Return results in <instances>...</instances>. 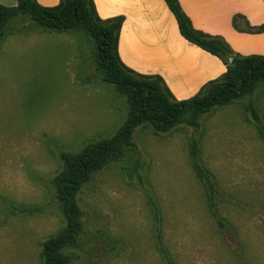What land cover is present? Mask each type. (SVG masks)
Segmentation results:
<instances>
[{"label":"rangeland","instance_id":"1","mask_svg":"<svg viewBox=\"0 0 264 264\" xmlns=\"http://www.w3.org/2000/svg\"><path fill=\"white\" fill-rule=\"evenodd\" d=\"M91 51L85 34L43 31L23 14L0 40V264H45L43 243L65 228L55 185L61 154L114 137L127 119V97L101 79ZM250 100L264 122L261 83L201 115L198 128L191 109L167 134L138 127L124 158L80 191L82 232L65 249L71 264H264V138ZM193 138L226 230L192 169Z\"/></svg>","mask_w":264,"mask_h":264},{"label":"trees","instance_id":"2","mask_svg":"<svg viewBox=\"0 0 264 264\" xmlns=\"http://www.w3.org/2000/svg\"><path fill=\"white\" fill-rule=\"evenodd\" d=\"M164 1L173 13L182 37L218 57L227 67L220 79L210 82L199 94L185 101H177L160 76L139 74L122 63L118 44L124 18L102 20L93 0H61L55 7H43L37 0H17L16 7L0 5V40L10 21L21 14L29 15L43 31L83 33L92 44V62L101 79L116 86L119 93L127 97V119L114 137L93 142L77 154L64 152L60 156L64 169L55 178V185L65 228L43 243L45 264H71V256L65 249L74 245L82 232V211L78 201L80 191L97 172L124 158L133 146V134L138 127L149 125L156 134H167L185 122V114L191 109L193 118L189 123L198 128L197 121L201 115L253 95L257 85L264 83V56L243 57L236 54L222 38L197 31L178 0ZM233 26L241 32L264 33V24L251 26L240 15L234 17ZM229 58L233 59L232 63H229ZM247 112L259 137L264 138V122L254 101L248 102ZM189 155L192 169L204 188L208 209L217 224L226 230L227 224L218 208L215 179L201 162V150L195 138ZM147 196L155 210V222L160 225V212L149 190ZM156 235L164 255L161 235L159 232ZM167 264L170 262L167 261Z\"/></svg>","mask_w":264,"mask_h":264},{"label":"crops","instance_id":"3","mask_svg":"<svg viewBox=\"0 0 264 264\" xmlns=\"http://www.w3.org/2000/svg\"><path fill=\"white\" fill-rule=\"evenodd\" d=\"M61 0H37L55 7ZM102 20L123 17L118 53L122 63L142 75L160 76L177 101L192 99L227 71L218 57L185 40L164 0H93ZM193 27L220 37L238 55L264 56V33L238 31L240 15L251 26L264 24V0H178ZM16 7L17 0H0Z\"/></svg>","mask_w":264,"mask_h":264},{"label":"water","instance_id":"4","mask_svg":"<svg viewBox=\"0 0 264 264\" xmlns=\"http://www.w3.org/2000/svg\"><path fill=\"white\" fill-rule=\"evenodd\" d=\"M233 62V59L232 58H229V63H232Z\"/></svg>","mask_w":264,"mask_h":264}]
</instances>
